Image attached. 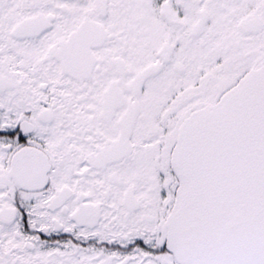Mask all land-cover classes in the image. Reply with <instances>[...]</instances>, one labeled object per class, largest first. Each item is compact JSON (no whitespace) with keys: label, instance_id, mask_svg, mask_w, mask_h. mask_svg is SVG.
<instances>
[{"label":"snow or ice","instance_id":"obj_1","mask_svg":"<svg viewBox=\"0 0 264 264\" xmlns=\"http://www.w3.org/2000/svg\"><path fill=\"white\" fill-rule=\"evenodd\" d=\"M0 264H264V0H0Z\"/></svg>","mask_w":264,"mask_h":264}]
</instances>
